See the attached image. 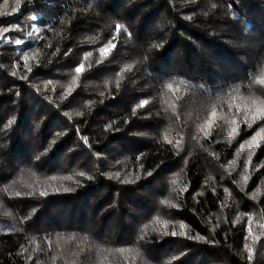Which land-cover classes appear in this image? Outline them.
I'll use <instances>...</instances> for the list:
<instances>
[{"label":"trees","instance_id":"obj_1","mask_svg":"<svg viewBox=\"0 0 264 264\" xmlns=\"http://www.w3.org/2000/svg\"><path fill=\"white\" fill-rule=\"evenodd\" d=\"M15 7L0 264H264V0Z\"/></svg>","mask_w":264,"mask_h":264},{"label":"snow or ice","instance_id":"obj_2","mask_svg":"<svg viewBox=\"0 0 264 264\" xmlns=\"http://www.w3.org/2000/svg\"><path fill=\"white\" fill-rule=\"evenodd\" d=\"M19 4H20V0H16V7L13 8V13H14L15 11H17V9L19 8ZM5 7H7V0H5ZM5 14H7V15H11L12 13H0V15H5ZM117 28L119 29L120 26L117 25ZM8 31H9V29H7V28L3 29V32H4V33H7ZM31 35H32V33H29V36H31ZM22 42H23V41H21V40H16V41H15V43H17V44H20V43H22ZM113 47H114V45L109 44L108 47H106V48H104V49H101L100 51H101L102 53H104V54H107L108 52H110L111 48H113ZM83 70H84L83 65H81L80 67H78V68L76 69V71H77L78 73H79V72H82ZM256 82L259 83V84H261V85H264V78H261V79L257 80ZM169 87H170V86H169ZM144 103H147V101L142 102V104H144ZM261 104H264V101H262ZM258 111H264V109H262V108H260V107L258 106ZM215 115H216V114L213 113V116H215ZM173 234H175V233H173ZM119 251L123 252V251H125V250H124V249H121V250H119ZM249 252H251V249H249ZM249 259H251V256H249Z\"/></svg>","mask_w":264,"mask_h":264}]
</instances>
